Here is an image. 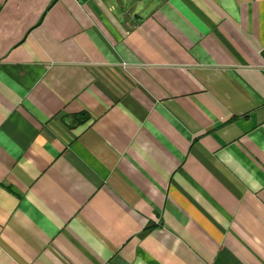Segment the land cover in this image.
I'll use <instances>...</instances> for the list:
<instances>
[{
  "label": "crops",
  "instance_id": "0c3cea01",
  "mask_svg": "<svg viewBox=\"0 0 264 264\" xmlns=\"http://www.w3.org/2000/svg\"><path fill=\"white\" fill-rule=\"evenodd\" d=\"M106 4L0 0V264H264V0Z\"/></svg>",
  "mask_w": 264,
  "mask_h": 264
},
{
  "label": "rangeland",
  "instance_id": "374dc122",
  "mask_svg": "<svg viewBox=\"0 0 264 264\" xmlns=\"http://www.w3.org/2000/svg\"><path fill=\"white\" fill-rule=\"evenodd\" d=\"M102 2H105V4L108 6H110V5H116V6H118V3H120V1H122V3H123V5L126 7V8H128L130 5H132L133 4V2L135 1V0H101Z\"/></svg>",
  "mask_w": 264,
  "mask_h": 264
},
{
  "label": "trees",
  "instance_id": "16d2710c",
  "mask_svg": "<svg viewBox=\"0 0 264 264\" xmlns=\"http://www.w3.org/2000/svg\"><path fill=\"white\" fill-rule=\"evenodd\" d=\"M80 117H82V118L75 116L73 119L75 120L76 123L84 122L87 119V117H84V113H82Z\"/></svg>",
  "mask_w": 264,
  "mask_h": 264
}]
</instances>
